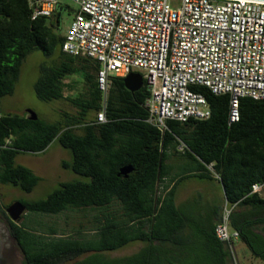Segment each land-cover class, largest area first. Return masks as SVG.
Masks as SVG:
<instances>
[{"label": "trees", "instance_id": "obj_1", "mask_svg": "<svg viewBox=\"0 0 264 264\" xmlns=\"http://www.w3.org/2000/svg\"><path fill=\"white\" fill-rule=\"evenodd\" d=\"M66 6L62 1L50 18L33 20L27 0H0V183L32 192L42 177L16 163V157L43 153L57 140L71 156L62 167L84 179L60 182L45 197L19 201L28 212L41 215L97 211L90 227L69 236H57L56 226L38 221L37 229L29 217L22 224L13 222L2 211L23 253L22 264H235L215 232L220 202L197 193L183 205L177 203L182 182L194 178L218 185L225 202L234 206L230 228L239 231L251 254L264 263V195L251 193L252 184L264 176V100L241 97L240 119L229 123L231 96L193 86L206 96L211 116L169 120L162 131L147 122L150 92L145 82L133 93L124 78L112 76L108 121L95 123L103 106L97 83L101 66L96 59L63 50L61 15ZM35 50L52 59L41 66L38 98L65 99L76 113L63 112L60 120L48 121L2 110V98L14 93L22 64ZM79 69L83 91L65 96V79ZM125 166L133 168L128 176L119 174ZM138 241L144 246L132 254H107Z\"/></svg>", "mask_w": 264, "mask_h": 264}, {"label": "built area", "instance_id": "obj_2", "mask_svg": "<svg viewBox=\"0 0 264 264\" xmlns=\"http://www.w3.org/2000/svg\"><path fill=\"white\" fill-rule=\"evenodd\" d=\"M63 0H27L33 20L50 18ZM77 5L63 50L100 63L104 97L112 76L142 75L150 92L147 122L207 119L206 96L193 86L231 96L229 123L240 119L239 99L264 100V2L254 0H70ZM106 102L95 123L107 122ZM215 173L213 165L208 166ZM252 194L264 195L263 179ZM234 206L225 202L215 232L235 264L239 231L230 228Z\"/></svg>", "mask_w": 264, "mask_h": 264}, {"label": "rangeland", "instance_id": "obj_3", "mask_svg": "<svg viewBox=\"0 0 264 264\" xmlns=\"http://www.w3.org/2000/svg\"><path fill=\"white\" fill-rule=\"evenodd\" d=\"M67 6L64 8L61 15V31L63 34L68 32V29L73 21V11L77 9V5L70 0H63ZM52 63L51 57H47L42 51L35 50L28 54L24 60L19 78L15 85V91L12 95H7L2 98L1 108L4 112L11 110L17 114H28V110L34 111L38 117L48 120L56 121L61 119L63 112L73 113L76 108L67 100H52L45 101L38 98L35 90V84L40 77L41 66L43 63ZM82 69L77 70L74 74L69 75L67 83L72 85L70 94L75 92V96H79L83 91L85 82ZM74 88V89H73ZM69 90V89H68ZM109 94V92H108ZM108 94L103 96V102H107ZM73 97V96H72ZM92 113L89 119H92ZM71 158L70 152L63 148L57 140L53 141L49 148L39 154L23 153L16 157V163L25 165L33 170L34 173L42 177V181L30 193H25L10 185L0 183V234L3 239L4 249L1 260L5 264H22L23 253L16 240L10 233L9 224L2 211L6 212L7 207L15 202L17 199H37L47 196L55 188L58 187L59 182L69 181L76 178H82L70 170L62 167V161H69ZM175 161V158L172 159ZM218 185L210 186L208 183L199 181L197 179H188L183 181L177 193L178 205H183L190 197L201 193L204 199H216L222 206L220 214H222L225 200L224 194ZM195 210L198 211V208ZM95 210H67L58 215H41L26 211L19 224L30 220L34 221L35 228H38V222L45 225H53L58 228L57 236H69L74 233L73 230L81 229V227H90ZM7 213V212H6ZM26 215V216H25ZM41 229V228H40ZM85 231L87 230H83ZM89 233V232H87ZM144 246L143 242H132L123 248L110 251L107 254L112 257H121L132 254ZM237 248V262L240 264H264L259 258H255L249 248L241 241L236 242Z\"/></svg>", "mask_w": 264, "mask_h": 264}, {"label": "water", "instance_id": "obj_4", "mask_svg": "<svg viewBox=\"0 0 264 264\" xmlns=\"http://www.w3.org/2000/svg\"><path fill=\"white\" fill-rule=\"evenodd\" d=\"M254 1L264 2V0H254ZM123 80H124L125 87L133 93L140 90L144 84L143 77L138 72H132L128 74ZM27 112H28L27 116L30 120L38 119V115L34 111L28 110ZM132 170H133L132 166H125L120 169L119 174L128 176V174ZM26 211H27V207L19 200L10 204L6 209V212L10 220L16 223H19V221L23 218ZM243 243L246 244L245 242ZM3 246H4V243H3V239L1 238V234H0V258L2 256V252L4 249Z\"/></svg>", "mask_w": 264, "mask_h": 264}, {"label": "crops", "instance_id": "obj_5", "mask_svg": "<svg viewBox=\"0 0 264 264\" xmlns=\"http://www.w3.org/2000/svg\"><path fill=\"white\" fill-rule=\"evenodd\" d=\"M69 78V76L65 79V89H64V94H65V96H74L75 95V92L74 91H72L70 94H68V92L67 91H71L70 89L72 88V85H70V84H68L67 83V79ZM112 85V84H111ZM84 86V85H83ZM69 89V90H68ZM74 89V88H73ZM7 112H9V113H16V112H13V111H11V110H8ZM76 112H77V110H76ZM76 112H73V113H76ZM180 164V163H179Z\"/></svg>", "mask_w": 264, "mask_h": 264}, {"label": "flooded vegetation", "instance_id": "obj_6", "mask_svg": "<svg viewBox=\"0 0 264 264\" xmlns=\"http://www.w3.org/2000/svg\"><path fill=\"white\" fill-rule=\"evenodd\" d=\"M29 154H35V153H29ZM36 155V154H35ZM60 183V182H59ZM21 199V197L19 198V199H17V200H20ZM16 200V201H17ZM3 248H4V246H3ZM0 263H5L4 261H2L1 259H0Z\"/></svg>", "mask_w": 264, "mask_h": 264}]
</instances>
